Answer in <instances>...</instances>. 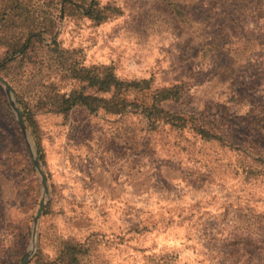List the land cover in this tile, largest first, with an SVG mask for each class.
<instances>
[{"label": "rangeland", "instance_id": "obj_1", "mask_svg": "<svg viewBox=\"0 0 264 264\" xmlns=\"http://www.w3.org/2000/svg\"><path fill=\"white\" fill-rule=\"evenodd\" d=\"M21 1L36 21L52 18V27L42 24L69 62L151 85L149 92L87 94L147 105L155 90L181 85V101L163 107L200 119L240 148L167 125L152 130L140 109L64 115L37 108L28 121L18 94L82 85L45 65L0 70L49 187L29 264L53 262L67 242L81 249L80 264H264V176L254 156L264 150V20L252 13L262 0H97L116 10L102 23L72 4L61 14L56 0ZM221 32L228 54H213L208 46ZM248 40L258 44L246 55ZM4 52L0 46V61ZM43 197L0 84V264H21L30 252Z\"/></svg>", "mask_w": 264, "mask_h": 264}, {"label": "trees", "instance_id": "obj_2", "mask_svg": "<svg viewBox=\"0 0 264 264\" xmlns=\"http://www.w3.org/2000/svg\"><path fill=\"white\" fill-rule=\"evenodd\" d=\"M56 10L64 14L67 4H72L96 23H102L108 19L110 7L100 6L97 0H56ZM29 5L21 0H15L10 3L0 5V46L4 47V58L0 61V70L5 71L13 64L20 69L30 68L32 66H48L52 69H62L72 80L80 82V88L68 93H60L52 84L46 86L47 91L39 90L34 97L26 94H18L20 107L29 121L33 116L34 109L48 108L51 112L68 115L75 108H86L90 112L96 113L103 110L107 113L121 115L135 112L140 109V114L148 120L152 130H157L162 125L170 126L179 131L188 130L195 137L206 143H217L223 148L238 149L228 140L215 134L200 119L186 113H173L163 107L164 103H178L182 99L183 87L173 86L169 88L157 89L152 92L150 103L147 105L138 104L137 100L129 101L126 98H117L115 95L110 99L99 97L98 95L87 94L88 89L98 93H120L121 91L149 92L151 85L149 81L125 82L111 70L94 73L86 68L78 67L75 62H69L70 58H65V52L60 49L56 37H52L47 27L42 24L47 22L50 27L54 24L51 17H44L42 22L36 21L29 12ZM179 15V10L176 11ZM254 19L264 20V0L252 10ZM40 18L38 17V20ZM38 22V23H36ZM204 25V24H201ZM225 32L215 37L208 48L213 54L222 52L228 54L226 50L227 42L223 37ZM225 40V42H223ZM244 46H248V53L254 52L257 48L256 40H248ZM247 48V47H246ZM49 91V92H48ZM51 91V92H50ZM32 98V100H31ZM251 151L254 149L249 148ZM257 150H254L256 152ZM252 156V153H251ZM259 166V174L264 176V150L254 154ZM40 157L43 160V155ZM248 171L247 174H250ZM82 254L78 245L69 242L64 243L59 255L51 263L45 264H80L79 256Z\"/></svg>", "mask_w": 264, "mask_h": 264}, {"label": "water", "instance_id": "obj_3", "mask_svg": "<svg viewBox=\"0 0 264 264\" xmlns=\"http://www.w3.org/2000/svg\"><path fill=\"white\" fill-rule=\"evenodd\" d=\"M0 84L4 87L7 95H8V98H9V101H10V105L18 119V122L22 128V131L25 135V138L29 144V147L31 149V154H32V158H33V163L41 177V180H42V186H43V190H44V197L41 201V204H40V209L38 211V214L35 218V221H34V226H33V237H32V246H31V250L30 252L25 256L24 260L22 261L21 264H29L35 251H36V236H37V229H38V223H39V220L40 218L42 217V214L45 210V207H46V202H47V197L49 195V187H48V181H47V176L42 168V165L40 163V160H39V157L37 155V151L34 147V144L32 142V138H31V135L28 131V127L26 125V122H25V119H24V115L20 109V107L18 106V103H17V100L15 98V95L10 87V85L0 76Z\"/></svg>", "mask_w": 264, "mask_h": 264}]
</instances>
